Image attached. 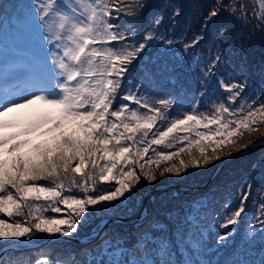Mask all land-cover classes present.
Wrapping results in <instances>:
<instances>
[{"label":"snow or ice","instance_id":"snow-or-ice-1","mask_svg":"<svg viewBox=\"0 0 264 264\" xmlns=\"http://www.w3.org/2000/svg\"><path fill=\"white\" fill-rule=\"evenodd\" d=\"M182 8L179 0H163L159 7L156 0L0 4V29L11 25L21 33L34 30L39 44L22 63L0 68V248L18 252L9 260L0 256V264H173L167 259V241L151 247L158 242L152 232L158 224L149 225L133 249L113 238H101L100 244L83 250L82 258L54 250L26 254L22 249L36 234L58 242L60 237L77 238L95 217L125 207L141 178L152 183L157 176H180L190 167L221 160L225 149L255 146L240 141L264 129V82L255 85L244 71L221 74L228 29L207 33L224 13L246 26L255 21V29L264 32V0H214L199 13L201 32L191 41H176L163 31L169 22L176 26ZM145 22L141 37L139 26ZM178 42L195 65L193 79L202 89L198 96L208 100L203 110L200 99L181 111L178 98H156L144 83L134 84L133 72L147 50L169 49ZM202 43L210 53L215 49L206 65L196 55ZM241 51H247L243 44ZM212 80L226 94L217 100L211 99ZM185 142L178 151L158 150ZM193 148L199 158L191 156ZM185 152L190 155L187 162L181 158ZM175 159L178 164L171 163ZM162 162L170 166L161 170ZM97 185L108 187L98 190ZM253 187L245 182L235 208L225 203L220 226L228 231L218 244L227 246L234 238L231 226L247 214ZM260 200L252 219L257 226L226 264H264V192ZM201 207L193 203L186 217L191 235L182 233L181 239L190 245L192 256L182 264H214L200 258L208 248L199 228ZM256 253L259 259H251Z\"/></svg>","mask_w":264,"mask_h":264},{"label":"rangeland","instance_id":"rangeland-1","mask_svg":"<svg viewBox=\"0 0 264 264\" xmlns=\"http://www.w3.org/2000/svg\"><path fill=\"white\" fill-rule=\"evenodd\" d=\"M19 2L28 3L31 2V0H0V4L9 6L13 3ZM245 2H248V0H245ZM249 8L251 10V4H249ZM11 14V8L9 7V18H11ZM254 25L255 21L252 22V26H247L246 29L252 33H255L256 43L258 45L264 46V32L256 30ZM228 34V38L222 48L227 63L220 69V73L227 74L232 72L239 73L240 71H247L246 74L249 80L255 85L259 86L263 82L262 78L258 80L256 79L257 76L251 74L248 71V69H250V65L252 64L254 65V68L257 69L256 71H259L258 67H256L257 61L251 54L252 52L249 50V45L245 44L248 53L239 50V48L235 49L236 38L234 36L233 30H228ZM172 39L176 41H180L181 39L191 41L192 37H177V39ZM30 40L32 42H30ZM253 42L254 41L252 40L249 42V44L251 45ZM31 43H34L35 50H32ZM238 45L241 46L240 44ZM162 49L164 50L165 56L171 59H177L180 63L183 62L185 64V67H188V71L192 72V74L194 75L193 69L195 65L191 62L192 57L189 53H185L183 51L181 43L178 42L169 49ZM38 50V35L34 30L27 33H21L16 31L11 25L7 30L0 29V64L2 63V61L5 62V70L10 65L20 64L26 59L27 54L36 52ZM18 51L22 52V57L19 59V61L16 59L17 57L12 60L10 56L14 57ZM240 53L242 54V58L244 60L243 64L245 66H241V68L239 69L237 63L241 62L239 61ZM258 53L261 56L259 57V59H264V53L262 51H259ZM214 54L215 49H213L210 53L208 50V46L203 43L200 45L199 49H197L196 52V55L200 58L201 61H203L205 65ZM175 61L176 60H172L171 62L168 61L166 62V64L173 66ZM0 66H2L0 68H3L4 65ZM192 83L194 84L195 89H197L196 87H200L195 83L193 78ZM209 87L214 93V95L211 96L212 100H217L218 98L226 95L219 89L216 84V80H212ZM199 92L193 93V95H197V99L201 100V110H203L204 107L208 104V100L204 97H199ZM263 133L264 132H257L252 134L251 136L246 135L244 139L240 141V143L244 144L248 141L255 142L263 135ZM179 135L186 134L179 133ZM186 143L187 142H185L184 145L177 144L176 147L172 149H164L160 147L158 148V150L165 152L178 151L181 146H186ZM153 147L155 148L157 146ZM228 152L235 153L236 150L225 149L222 153L223 158L221 160L214 161L207 167H190L180 176H176L174 174H166L163 177L157 176V179L152 183H149L141 178L140 183L133 189L135 195L131 200L126 202L125 207L118 208L114 212L107 213L103 216L95 217L87 227L81 228L80 234L77 238H81L85 244L74 243L76 245H79L78 247H75V245H59L56 249H54V251L62 253L64 255H67L68 253H76L78 254V258H82V252L83 250H86L85 247L87 249L94 248L96 245L100 244L101 238L118 239L121 241L122 246L133 249L137 245V240L140 237V234L146 228H148L149 225L158 224L160 227L152 228L154 238L157 239L158 242L151 247L158 248L159 241H167L168 251L170 252V255L167 257V259L171 260L173 264H182V262L186 258H191L192 256L190 252V245L185 243V241L181 239V234L188 233V235H191L188 230V225L186 224V217L189 215L193 203H196L198 205H203V207H201L199 210V228L203 231L204 238L208 243L206 253L200 258L209 259L213 261L214 264L215 262L221 263L223 258L226 256H228V260L235 259L236 253H238L244 247V238L247 235V232L250 230V228L254 230L257 226L254 222H252V219L253 213L258 210L261 202L260 194L264 192V151H256L254 149L246 154L240 155V157H237V159L233 158L234 160L229 161L227 165H225L215 177L216 179L222 171V176L220 175L221 179L218 181L221 182V180L228 174L234 175L236 173L239 175V183L237 184V186H235L236 182L234 181L229 183L227 187L219 188L220 186H218L219 184H217L215 186H212L211 188H208L206 191L197 193H195L194 190L189 191L186 194H183L182 191L178 192L173 189L166 190V188L176 185L184 187L202 186L206 180L208 181L213 176L220 164L229 156L227 154ZM149 155H152L151 151ZM191 156L199 158V152L196 148L192 149ZM181 158H183L187 162L190 159V155L189 153L185 152L182 154ZM147 159L148 157H145V160ZM178 162L179 159H175L171 163L178 164ZM168 166H170L169 162H162L161 170ZM153 167H155V165H153ZM137 171L139 172V169H137ZM246 181H250L254 185L252 195L246 205L247 214H242V221L238 226H231L233 229H235V233L234 238H231L228 241L227 246L224 244H218L217 241L219 240V236L225 234L228 231V229L220 226L225 212L224 205L227 202L231 208H235L239 204V193ZM103 187H108V185H97L98 190ZM149 214L152 215L150 218L148 217ZM47 215L53 216L57 214L49 212L47 213ZM114 217L135 219L136 221L129 223L114 222L108 227L104 228L106 222ZM141 220H144V223H142L139 228H134L133 224ZM250 222L252 223L250 224ZM52 238L53 237H49L47 234H36L34 242L27 247L35 248V244H42L43 242L46 243ZM97 239L98 242L96 241L95 243L94 241ZM185 239H187V236L185 237ZM52 242L54 241H51L50 243ZM5 249L7 248H0V254ZM228 251H231L229 255H227ZM17 253L18 252L14 249H10V252L5 254L4 259L8 254ZM150 258H154L157 260L160 259L159 256H153ZM250 258L259 259V255L258 253H256Z\"/></svg>","mask_w":264,"mask_h":264},{"label":"trees","instance_id":"trees-1","mask_svg":"<svg viewBox=\"0 0 264 264\" xmlns=\"http://www.w3.org/2000/svg\"><path fill=\"white\" fill-rule=\"evenodd\" d=\"M179 2L183 5L182 16L177 18L178 23L176 24L175 27H173L170 22L166 24L165 28L163 29L164 34L169 38H176V39L177 37L178 38L180 37L183 38L188 36L193 37L197 33L201 32L199 13L201 11H206L208 8H210L211 5L214 3V0H179ZM162 3L163 0H156V7H159V5ZM154 11L155 8L153 9V12ZM145 27H146V22L139 26V32L141 37ZM219 27H227L228 30H233L234 36L236 38L235 49L239 48V50H241V46H239L238 44L240 45L243 44L245 47L246 45H249V50L252 52L251 54L255 57L257 61L256 67H258L259 71H256L257 69L254 68L253 64L250 65V69H248V71L251 74L257 76L256 79L259 80L260 78H262V81L264 82V59L262 58L259 59V57L261 56L258 53L259 51H262L264 53V46L258 45L256 43L255 33H252L249 30H247L246 29L247 26L244 25L243 22L234 20L231 16H228L226 13L222 14V17L220 18V22L217 25L211 26V30L209 33H207V35L211 36V34L215 32ZM185 33L187 34L185 35ZM252 40L254 42L250 45L249 42ZM244 52L248 53V50ZM239 58H240L239 61L241 62L237 64L240 69L241 66H245L243 64L244 60L242 58L241 53L239 55ZM172 60H176L173 66L166 64V62L168 61L171 62ZM172 69H175V71H172ZM244 72L246 73L247 71ZM192 78H193V74L192 72L188 71V67H185V64L183 62L180 63L179 60L177 59H171L165 56L164 50L161 47H153L147 50L146 54H143V59L138 62L133 72L134 84L144 83L145 86L148 88L149 93L156 98L169 96V95L178 98L177 107L179 109L181 108V111L188 110L195 103V100L197 99V95L194 96L193 93L199 92L201 90L200 87H196L197 89H195V86L192 83ZM173 80H175V82H173ZM173 111L175 112V109ZM261 132H264V129H262ZM257 143H264V133L259 139H257L254 142V144ZM255 150L264 151V147L256 148ZM237 157H235L234 159H237ZM221 173L219 174V176L221 175ZM219 176L215 179V181L212 182V184L209 187H207L204 190L195 191V193L206 191L208 188H211L212 186H215L217 184H219L218 185L220 186L219 188H223V187H227L229 183L234 181L236 182L235 186H237V184L239 183V175L236 173L234 175L228 174L226 177H224L221 180V182L218 181L221 179L222 175L220 177ZM41 183H45V182H41ZM182 193L186 194L188 192H182ZM151 216L152 215L149 214L148 217L150 218ZM142 223H144V220L134 223L133 226L134 228H139ZM59 245H65V246L75 245V247L79 246L74 243L66 242L65 240H59V242L54 241L48 244L42 250L45 251L54 250ZM85 249L87 248L85 247ZM22 251H24L26 254H31L32 252H36L34 250H30V251L22 250ZM230 253L231 251L230 252L228 251L227 255H229ZM17 255L18 253L8 254L5 260L14 258ZM32 259L35 260L36 257L33 256ZM228 259H229L228 256L224 257L220 264H226Z\"/></svg>","mask_w":264,"mask_h":264},{"label":"water","instance_id":"water-1","mask_svg":"<svg viewBox=\"0 0 264 264\" xmlns=\"http://www.w3.org/2000/svg\"><path fill=\"white\" fill-rule=\"evenodd\" d=\"M260 147H264V143H258V144H255V146L253 147H249L246 151H236L235 153H232L230 156H228L221 164L220 166L218 167V169L216 170V172L213 174V176L206 182L204 183L202 186L200 187H184V186H180V185H176V186H171V187H168L166 188V190H176V191H182V192H189V191H198V190H203L207 187H209L212 182L215 180V177L217 176L218 172L229 162L231 161L233 158L237 157V156H240L242 154H246L256 148H260ZM146 206V205H145ZM138 220V219H137ZM136 221L135 219H126V218H122V217H114L112 219H109L106 224L104 225V228L108 227L110 224L114 223V222H126V223H129V222H134ZM60 240H65V241H68V242H73V243H76V244H85L83 242V240L81 238H75V239H72V238H64V237H60L59 238ZM57 240L56 238H52L50 239L48 242L46 243H43V244H35V248H31V247H27V248H24L23 250L25 251H30V250H34V251H39L41 250L42 248L46 247L51 241H55ZM96 241L98 242V239L95 240L94 242L96 243ZM10 252V249H5L2 251V253L0 254V256L3 257L4 259V256L6 253Z\"/></svg>","mask_w":264,"mask_h":264}]
</instances>
